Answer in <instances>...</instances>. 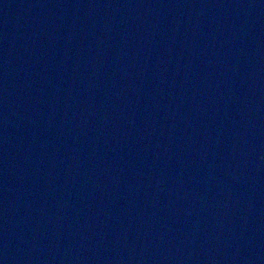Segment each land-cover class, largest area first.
I'll list each match as a JSON object with an SVG mask.
<instances>
[{"label": "water", "instance_id": "95a60500", "mask_svg": "<svg viewBox=\"0 0 264 264\" xmlns=\"http://www.w3.org/2000/svg\"><path fill=\"white\" fill-rule=\"evenodd\" d=\"M0 264H264V0H0Z\"/></svg>", "mask_w": 264, "mask_h": 264}]
</instances>
